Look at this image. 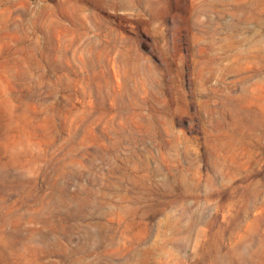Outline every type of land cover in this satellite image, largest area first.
<instances>
[{
  "label": "rangeland",
  "instance_id": "rangeland-1",
  "mask_svg": "<svg viewBox=\"0 0 264 264\" xmlns=\"http://www.w3.org/2000/svg\"><path fill=\"white\" fill-rule=\"evenodd\" d=\"M0 264H264V0H0Z\"/></svg>",
  "mask_w": 264,
  "mask_h": 264
},
{
  "label": "bare ground",
  "instance_id": "bare-ground-1",
  "mask_svg": "<svg viewBox=\"0 0 264 264\" xmlns=\"http://www.w3.org/2000/svg\"><path fill=\"white\" fill-rule=\"evenodd\" d=\"M223 124V123H222Z\"/></svg>",
  "mask_w": 264,
  "mask_h": 264
}]
</instances>
